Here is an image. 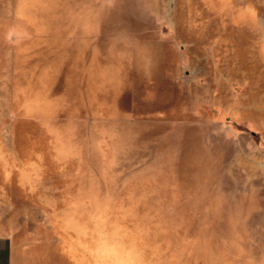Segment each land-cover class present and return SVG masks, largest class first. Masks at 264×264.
Instances as JSON below:
<instances>
[{
  "label": "rangeland",
  "instance_id": "1",
  "mask_svg": "<svg viewBox=\"0 0 264 264\" xmlns=\"http://www.w3.org/2000/svg\"><path fill=\"white\" fill-rule=\"evenodd\" d=\"M0 227L74 264H264V0H0Z\"/></svg>",
  "mask_w": 264,
  "mask_h": 264
},
{
  "label": "crops",
  "instance_id": "2",
  "mask_svg": "<svg viewBox=\"0 0 264 264\" xmlns=\"http://www.w3.org/2000/svg\"><path fill=\"white\" fill-rule=\"evenodd\" d=\"M93 258L100 256L99 249ZM74 264L73 253L69 251H34L19 244L9 232L0 227V264Z\"/></svg>",
  "mask_w": 264,
  "mask_h": 264
}]
</instances>
